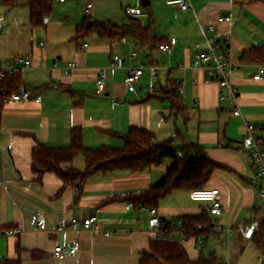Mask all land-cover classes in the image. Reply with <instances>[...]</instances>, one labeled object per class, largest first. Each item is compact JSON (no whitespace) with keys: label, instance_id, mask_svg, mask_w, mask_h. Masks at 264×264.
Returning <instances> with one entry per match:
<instances>
[{"label":"crops","instance_id":"crops-1","mask_svg":"<svg viewBox=\"0 0 264 264\" xmlns=\"http://www.w3.org/2000/svg\"><path fill=\"white\" fill-rule=\"evenodd\" d=\"M126 1L55 0L48 25L43 28L32 26L28 0H16L12 7L0 0V67L12 66L18 55L30 58L32 64L21 71L18 90L26 89L40 97V101L33 97L6 103L2 109L0 227L15 225L25 231L17 236H0V257L20 256L22 264H139L142 252L149 250L151 241L158 237L147 224L138 222L140 217L148 219L145 210H128L126 204L131 201L111 199L160 182L172 160L142 172L97 173L81 189L78 184L66 185L54 172L39 177L33 171L34 148L40 143L69 146L74 128H81L86 148L123 147L124 141L114 134L127 133L134 126L152 130L159 143L173 139L176 147L188 143L202 146L220 166L207 187L219 188L223 202L222 214L209 215L208 224L234 228L253 220L264 208L260 180L251 158L241 148L246 120L264 125V75L254 79L264 62L243 60L246 52L264 46V1L192 0L193 7L182 10L166 0L161 10L157 6L155 15L150 4L147 23L144 17L139 19L145 25L151 24L155 35L167 41L177 38L169 52L150 49L133 37L122 42L93 35L83 42L84 46L74 39L89 2L93 4L94 17L101 14V7L108 10L112 2H122L123 10L129 5L143 7L142 0L129 4ZM210 25L216 27L211 35L229 45L237 63L233 72L237 100L221 101L220 85L207 80L204 70L192 66L195 54L206 48L204 28ZM132 51L137 52L135 59L131 58ZM115 54L125 58L123 67L113 65ZM70 62H75L76 67L69 68ZM141 65L145 70L137 85L138 93L131 92L125 82L128 68ZM151 65L159 67L156 81ZM102 68L107 72V89L99 96L97 79ZM170 82L183 89L182 94L179 92L178 112H172L169 99L159 97ZM236 108L241 110V116L234 115ZM85 165V157L80 154L62 167L83 170ZM190 192L175 190L160 201L157 207L165 222H177L183 215L206 210L204 203L191 199ZM90 214L97 215L100 230L72 229V218L83 219ZM32 217L44 220L48 228L36 229L31 224ZM200 231L185 240L184 231L177 226L168 233L186 247L193 259L204 255L211 237H216L228 253L242 249L251 256V264H264V252L256 239H245L239 230H233L231 235ZM58 244L76 246L78 251L59 259L53 254Z\"/></svg>","mask_w":264,"mask_h":264},{"label":"trees","instance_id":"trees-1","mask_svg":"<svg viewBox=\"0 0 264 264\" xmlns=\"http://www.w3.org/2000/svg\"><path fill=\"white\" fill-rule=\"evenodd\" d=\"M264 1V0H262ZM16 0H3L4 4L14 6ZM55 0H28L30 5L31 24L33 27H47L48 17L52 13ZM151 19V17L149 16ZM130 22L116 24L110 20H100L94 15H86L83 21L77 25L74 39L82 43L93 35L106 36L114 41L121 37H133L150 49L158 48L167 40L152 32L151 24L145 25L139 18L129 17ZM85 45L84 43L82 44ZM244 61L264 62V46L256 47L243 56ZM21 71L7 76L3 82L8 92L19 91L21 84ZM155 95L156 92H152ZM162 99L171 101L172 112L181 109L179 87L170 82L159 94ZM2 95H0V122L4 107ZM115 136L124 141L123 147L102 146L99 148H86L83 143L81 128H74L72 140L69 146L52 147L40 143L34 148L32 154V169L40 177L45 172H54L60 176L66 185L83 184L94 174H109L116 171L142 172L154 166L161 165L165 160H172V165L160 182L151 187L111 200H125L139 206H158L160 201L175 190H189L206 188L214 172L220 167L206 154L204 148L197 143H188L181 147L173 144V139L159 143L155 140L152 130L141 126H134L127 133H115ZM181 151L182 155H178ZM82 154L85 157L83 170L72 168L65 170L62 164L72 162L76 156ZM183 225L181 229L187 237L197 236L201 233L199 225L210 222L209 213L204 210L197 215H183L180 217ZM16 227L15 225L7 226ZM171 222H165L163 230L171 231ZM258 247L264 252V226L256 233ZM0 264H22L20 256L0 257ZM139 264H227L216 255L197 259L190 257L186 247L179 241L170 237L158 236L150 243V249L144 250Z\"/></svg>","mask_w":264,"mask_h":264},{"label":"built area","instance_id":"built-area-1","mask_svg":"<svg viewBox=\"0 0 264 264\" xmlns=\"http://www.w3.org/2000/svg\"><path fill=\"white\" fill-rule=\"evenodd\" d=\"M169 4L177 5L182 10H189L193 7L192 0H169ZM86 15H94L93 4L89 2L86 5ZM124 11L127 16L131 18H140L148 16L149 13L144 10L142 6H126ZM227 20H231L230 16L224 17ZM216 31L214 25H210L204 28V35L206 37V48L197 52L192 61V66L204 70L206 78L209 81H215L220 85L221 94L220 100L226 101L229 99L237 100L238 90L233 82V72L237 68V63L233 60L231 50L228 44H223L216 37L211 35ZM122 42H127V38H121ZM177 44V38L172 37L167 42L161 43L159 49L165 52H169ZM137 56L136 51L131 52V58L135 59ZM14 63L8 68L0 67V95L3 97L4 103L10 102H21L30 98L35 97L34 94L26 89L19 90L16 92H8L4 86L3 80L7 76L14 74L16 71H22L24 68L32 64V60L22 55L15 56L13 59ZM113 65L116 67H123L125 65V58L120 54L113 56ZM69 68H75L76 63L70 62ZM151 75L154 81L158 78L159 67L157 65H151ZM145 65L138 67H129L128 75L125 80L127 88L131 92L138 93L137 85L141 81L144 75ZM264 75V65H262L259 71L254 75V79L260 80ZM107 89V72L104 68L99 71L97 79V94L101 96ZM151 91H155L151 88ZM179 92L182 94L183 89ZM36 101H40V97H35ZM235 116H241L242 112L239 108L234 109ZM241 148L246 152L252 161V167L256 176L260 180L259 194L264 197V125H258L251 121L246 120V134L242 140ZM178 155H182L181 151ZM191 199L196 202L204 203L206 210L209 215L218 217L223 212L222 195L219 188H200L194 189L190 192ZM128 210L139 208L145 210L149 217L138 218L140 225H148L151 232L156 233L158 236L169 237L168 230H163L165 223L162 216H160L159 209L157 206H139L135 207L133 202L126 204ZM31 224L38 230H45L48 228L46 222L37 217L31 218ZM183 225L181 220L171 223V228L179 227ZM71 226L74 230L82 228L89 229L92 231L100 230L98 225V217L95 214L80 218H72ZM264 226V208L261 209L259 214L249 222H241L234 228L226 227L220 224H203L199 225V230H212L218 234L224 232L231 235L233 230H239L245 239H253L256 233ZM25 230L22 227H0V236L12 237L21 235ZM111 232H106V235H111ZM182 239H186V234L183 233ZM202 241V238L199 237ZM78 251L76 246H66L64 244H58L55 246L53 254L59 259H64L69 255L75 254Z\"/></svg>","mask_w":264,"mask_h":264},{"label":"rangeland","instance_id":"rangeland-1","mask_svg":"<svg viewBox=\"0 0 264 264\" xmlns=\"http://www.w3.org/2000/svg\"><path fill=\"white\" fill-rule=\"evenodd\" d=\"M135 1L136 0H127L125 3L129 4V3H132ZM137 1L139 3L141 2V0H137ZM152 1L153 2L151 3V10L153 11V13L155 15V9L157 8V6L159 5L158 10H161L163 4H166V0H152ZM121 3L122 2H118V3L112 2V4H110L108 6L109 7L108 10H104L101 7L100 8L101 14L98 13L97 16H95V17L103 19V20L111 19V20H114L115 22H118V23L127 22L129 20V18L125 14V11L123 10V8L121 6ZM149 7H150V5L147 7L143 5V8L146 12L150 11ZM142 20L144 23H147L148 17L145 16ZM185 130H186V128L184 127L183 132H185ZM215 238L216 237H211V240H210L207 248L203 251V253L206 257H211L212 255H216L220 259L224 260L227 264H251V260H252L251 256H249V255L246 256L243 253L242 249H240L236 252L228 253L227 248H225V246L223 247L218 240H215ZM204 243L206 244V239H205ZM230 255H231V257H230Z\"/></svg>","mask_w":264,"mask_h":264},{"label":"water","instance_id":"water-1","mask_svg":"<svg viewBox=\"0 0 264 264\" xmlns=\"http://www.w3.org/2000/svg\"><path fill=\"white\" fill-rule=\"evenodd\" d=\"M142 3L144 6H149L151 4V1L150 0H142Z\"/></svg>","mask_w":264,"mask_h":264}]
</instances>
